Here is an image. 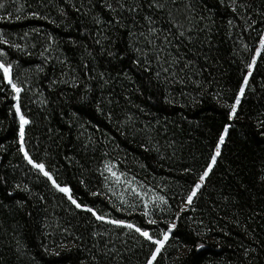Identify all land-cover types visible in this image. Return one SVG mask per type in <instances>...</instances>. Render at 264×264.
Returning a JSON list of instances; mask_svg holds the SVG:
<instances>
[{
	"label": "trees",
	"instance_id": "obj_1",
	"mask_svg": "<svg viewBox=\"0 0 264 264\" xmlns=\"http://www.w3.org/2000/svg\"><path fill=\"white\" fill-rule=\"evenodd\" d=\"M104 3L0 0V34L9 41L0 44L6 53L0 60L12 63L23 88L19 104L31 121L26 150L82 205L154 237L174 222L155 264H264V50L231 121L227 107L264 33V0L170 6L178 19L190 12L204 29L194 45L180 48L194 64L174 80L157 79L155 61L152 71L135 62L126 30L106 27L113 14ZM153 16L167 34L166 13ZM0 89V264H146L142 237L75 208L24 160L17 101L2 73ZM225 125L221 155L194 198L195 210H188L183 201ZM106 162L125 174L120 183L105 171ZM125 179L168 203H149L151 215L143 216V202Z\"/></svg>",
	"mask_w": 264,
	"mask_h": 264
},
{
	"label": "snow or ice",
	"instance_id": "obj_2",
	"mask_svg": "<svg viewBox=\"0 0 264 264\" xmlns=\"http://www.w3.org/2000/svg\"><path fill=\"white\" fill-rule=\"evenodd\" d=\"M233 3H235V0H233ZM170 6L177 7V0H112V2L105 0L104 3V7L113 14L111 19L106 22V27H111L113 30L117 31L125 29L130 40L129 47L138 55L135 62L137 64L146 65L145 71H152L151 65L153 61H155L158 65V69L154 73L155 77L160 79L162 74H164L165 80H174L179 77L180 73L184 72L185 69L193 67V60L185 59V56L180 54V48L187 47L188 45H194L197 39L195 34L204 31V29L200 26L199 20H197L196 17L191 16L190 12L185 13L182 19H178L172 13ZM185 7L190 9V5H186ZM233 11H236V9L233 8ZM153 13H166L168 17V24L171 26L167 30V34H165L162 29L156 27L157 20L154 19ZM31 15L35 17L38 14L33 12ZM16 18L19 19L20 17L17 16ZM203 19V17H200V20ZM141 20L144 21L143 24H141ZM96 23L99 25L105 22L101 21L97 17ZM231 23L232 21H229V24ZM105 39H107V37H105ZM174 39L177 41V44L174 46L176 54H173V52L169 50L173 47ZM95 43L101 45L103 48L100 39H97ZM141 43L144 45L143 48L140 46ZM0 44H9V41L3 36V34H0ZM9 46L19 48V45L17 44H10ZM189 50L191 51V49ZM261 50H264V35L260 37V48L256 49V54L246 65L248 72L243 76V81L238 93L235 95L234 103L227 105L230 109L228 112V119L230 121L237 116V108L241 104V99L244 96L245 89L249 83V77L252 75L253 68L256 65V58L261 55ZM195 54L196 53H193V55ZM5 55V52L0 51V57ZM41 55H43V53ZM108 55L112 56L114 53L109 51ZM181 61H183V63H181ZM12 72V63L0 60V73H2L3 82L10 86L11 91L14 93L12 98L17 101L14 107L16 116L19 120V152L23 155L24 160L31 166L32 169L42 174L48 181H50L53 188L60 193H63L71 204L75 206V208L91 213L97 221L113 225L117 228L133 230L137 233L144 239L145 242H147L149 246V255L146 258V264H155L157 257L165 248L166 242L169 241L176 224L174 222L169 223L168 228L162 231L159 234V237H154L148 230L137 226L136 224L126 222L121 219L109 218L106 215L99 213L97 210H94L92 207L78 203L72 196L69 187L62 186L58 183L54 178V175L50 171L46 170V165L43 162L34 160L26 150V126L29 125L31 121L26 118L21 111L19 100L23 88L20 84L14 81ZM182 80L183 77H180L177 82H182ZM260 124L264 127V121H261ZM229 127L230 125H225L224 132L219 136L218 142L215 145V150L210 156L208 164L204 170L199 173L198 179L194 181L189 193L183 201L188 210H195L193 208L194 198L197 197V194L205 186L206 180L208 179L210 173H212L213 167L217 163V158L221 155V146L225 143V136L228 133ZM105 171H107L113 178L114 183H120L121 178L125 175L124 173H118L115 171L114 166L109 162L105 163ZM185 171L188 172L191 170L185 169ZM105 180H108L107 176L105 177ZM261 180L264 181V177H261ZM124 184L130 188L131 193L135 194V196L139 197L143 202L144 211L142 215L145 217H150L151 215V212L149 211V203H152L154 207H159L160 205L168 203L164 196L153 193L149 197L147 193H141L136 187H133L132 182L127 179L124 180ZM140 187L142 188L143 185ZM149 192H151V189H149ZM120 202L121 204L128 205V201H125L123 197H120ZM131 206L135 207V205ZM117 210L120 211L122 209L118 208ZM184 210V208L180 209V211ZM147 222L151 225L157 224V220L155 219H148ZM203 247V244L197 245V248Z\"/></svg>",
	"mask_w": 264,
	"mask_h": 264
},
{
	"label": "rangeland",
	"instance_id": "obj_3",
	"mask_svg": "<svg viewBox=\"0 0 264 264\" xmlns=\"http://www.w3.org/2000/svg\"><path fill=\"white\" fill-rule=\"evenodd\" d=\"M263 35H264V33H263ZM258 48H260V44H259Z\"/></svg>",
	"mask_w": 264,
	"mask_h": 264
}]
</instances>
